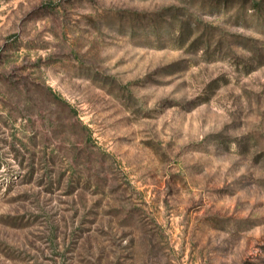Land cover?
Returning <instances> with one entry per match:
<instances>
[{"label":"rangeland","instance_id":"obj_1","mask_svg":"<svg viewBox=\"0 0 264 264\" xmlns=\"http://www.w3.org/2000/svg\"><path fill=\"white\" fill-rule=\"evenodd\" d=\"M0 264H264V0H0Z\"/></svg>","mask_w":264,"mask_h":264}]
</instances>
